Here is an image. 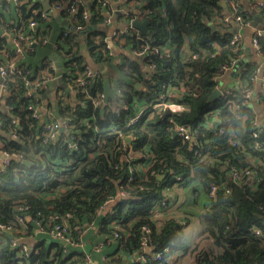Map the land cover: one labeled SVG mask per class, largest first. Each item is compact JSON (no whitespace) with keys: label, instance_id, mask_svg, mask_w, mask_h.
<instances>
[{"label":"trees","instance_id":"16d2710c","mask_svg":"<svg viewBox=\"0 0 264 264\" xmlns=\"http://www.w3.org/2000/svg\"><path fill=\"white\" fill-rule=\"evenodd\" d=\"M235 1L238 11L232 0H50L77 8L74 26H98L87 35L74 28L56 36L54 20L39 12L42 1L0 2V66L11 59L17 66L16 73L0 74L5 83L0 152L11 155L7 168L0 166V223L13 226L0 230V264H89L88 254L101 264H166L183 248L186 224L154 215L160 213L166 187L195 181L210 197L202 216L204 232L223 248L219 255L202 252L195 264H264V125L258 123L254 101L244 97L251 90L264 107L263 88L255 92L258 65L243 63L235 73L237 84L225 86L231 92L210 101L227 74L224 68L244 54L243 41L232 43L236 28L264 16V8L256 6L259 0ZM116 7L131 12L127 20L148 19L149 32L129 28L109 47L107 38L118 31L103 28L105 12ZM21 35L31 41L23 40L19 53L15 39ZM254 39L264 58V32L254 33ZM116 47L142 53V64L155 67L145 73L138 61L123 60L116 65L117 75L102 74L104 64L113 66ZM156 47L170 51L147 54ZM89 65L99 73L82 87L77 80ZM57 76L73 88L74 102L66 100V88L59 84L53 96L44 97L47 82ZM162 101L185 108L164 117L163 108L155 107ZM144 106L139 121L129 125ZM66 119L68 124L49 137L46 125ZM180 125L195 139L175 134ZM234 170L241 174L238 180ZM246 170L251 176L242 173ZM111 199L116 204L104 213ZM18 217L25 223L19 224ZM64 223L70 241L52 232ZM20 237L28 252L12 245Z\"/></svg>","mask_w":264,"mask_h":264},{"label":"crops","instance_id":"0c3cea01","mask_svg":"<svg viewBox=\"0 0 264 264\" xmlns=\"http://www.w3.org/2000/svg\"><path fill=\"white\" fill-rule=\"evenodd\" d=\"M2 1L3 0H1L0 2ZM34 1L41 2L42 0H33V2ZM65 4H68V3H65ZM140 4L133 7V12L135 10H137V12L140 11V9L142 8ZM118 8L119 7H116L115 10ZM117 14L118 12L116 11L111 12L107 10L105 12L106 17L109 16L110 21H111L110 23L103 24V28L107 30V33L113 34L114 32L117 31L118 27L121 24H123V20L122 19L119 20V16H117ZM61 16L63 19H68L70 15H66V14L64 15L62 13ZM51 18H50L51 20H54L53 22L56 27V29H54L53 31V34L56 36L61 31V29H65V28L63 27L62 20L59 21L56 19V17H53V16ZM255 21L259 25H262L264 23V16L260 20L255 19L249 26L241 27L240 32L242 33V36H243V43H244V48H245V51H244V54L241 60L242 59L245 60L246 63H249V62L256 63L259 67V70H262L264 74V58L261 57L257 53L256 48L253 45V36L255 33V29H256L254 26ZM115 23L117 24L114 25ZM4 35L8 39H11V34L9 32H5ZM52 40L54 41V37L52 38ZM51 48L52 46L49 47V50H51ZM82 50H83V54L88 57L89 62L92 63V60L89 57V52L85 44L82 45ZM185 52L186 53L190 52V49L188 46L185 48ZM54 53L53 55L56 56V54ZM113 56H114L113 64H112L113 66L104 64V66H102V68L100 69L102 74L109 75V76L117 75L118 72L116 69V65L121 64L123 60H135V61L145 60L144 57L137 55L135 51L129 48L121 49L119 47H116L115 50L113 51ZM140 65L142 66V70L145 73H148L147 64L143 62V64H140ZM60 70L62 74L65 71L63 68H61ZM232 70L233 69H231L229 72H227V74H225L224 79H222L220 83V86H219L220 88H224L225 86H234L237 84V81H238L237 77L235 74L232 73ZM114 84L115 83L112 82L111 85L114 87ZM255 84H256L255 92L257 94L258 92H261L263 88L260 75L259 77H257ZM69 87L71 89L69 92L68 91L66 92V100L74 102L75 92L71 86ZM48 88H50V86H48ZM119 93L120 92L118 90V94ZM51 96L53 95L49 94V97ZM253 101H254L253 106L257 112V120L259 124L264 125V107L256 103L255 100ZM163 193H164L165 199H164L163 205L160 207V216L162 217L161 220L165 222V220L167 219H176L186 224L183 230L184 246L183 248L171 253L166 264H195L198 256L202 252H205V251L211 252L214 255L221 254L223 252L222 246L217 245L214 238L211 237L208 233L204 232V229H203L202 216L208 210L209 204H210V197L208 193L204 190L203 186L199 182H196V181L188 185L181 184V183H175V184H171L168 187H166ZM115 204H116V200L109 202L105 206V208H103V212L107 213L111 211L114 208ZM93 227L94 226H92L91 228ZM145 249L147 251H151L149 247ZM126 257L127 256H125V259ZM100 260H101V256H100ZM93 261L97 262L98 264H101V262H103L102 260L99 261V260H94V259Z\"/></svg>","mask_w":264,"mask_h":264},{"label":"built area","instance_id":"2783aa9c","mask_svg":"<svg viewBox=\"0 0 264 264\" xmlns=\"http://www.w3.org/2000/svg\"><path fill=\"white\" fill-rule=\"evenodd\" d=\"M256 6L257 7H260V8H264V0H259L257 2ZM232 7H233L234 11H238V6H237V3H236L235 0H232ZM50 10H60L61 12H63V10H66V11H68V12L71 13L70 15L74 14L73 15V19H74L76 13H77V8L74 5L73 6H69L68 4H64L62 6H57V5H51L50 4V7H49V10L48 11H46V10H44L42 8L39 12L42 13L43 16L50 17V14H49V11ZM114 11L121 12V16H119L123 20V24H121V25H124L125 26V24L128 23L129 26H126L124 29L117 30L118 32L115 33V37H111V36L108 37L107 38V41H108L109 44H110V41H114L115 39L118 38V36H116V35H118V33H120V34L121 33H124L129 28H133L131 26V22L133 21V19L127 20V18L131 15V12L130 11H128V10H120V9L119 10L118 9L115 10L114 9L112 12H114ZM86 17H87V14H86ZM227 19H228V17H227ZM237 19L238 20H242L241 16H238ZM110 22H111L110 21V17L108 16L107 19H106V21H105V23L107 24V23H110ZM249 25H251V22H246V24L244 26H249ZM31 26H34L35 27L36 26V23L34 21H31ZM240 27H243V26H240ZM83 28H85V26H82V25L75 26V30H77V31H79V30H81ZM255 31L257 33H263L264 32V25H262L259 28H256ZM23 40L31 41V37H27V36H22L21 35L19 38L15 39V43H16V46H17V52H19V53L22 52L21 42ZM242 41H243L242 33L241 32H235L234 33V36L232 38V43L233 44H236V43H239V42L241 43ZM44 42H47V39H45ZM253 45L255 46L256 49H259V44L257 42V39H254L253 40ZM109 47H111V45H109ZM161 51H164L165 53H168L170 51V48L165 47L163 49H160V48H157L156 47L153 51H150L147 54L148 55L149 54H161L162 53ZM135 53L137 55H139V56H142V53H138L137 51H135ZM142 57H144V56H142ZM236 64H237V61H233L232 66H231L232 69H233V67ZM147 66L149 68H151V70L155 67V65H147ZM231 67H228V66L225 67L224 70H223V72H225V73L229 72L231 70L230 69ZM19 71L20 70H18V72ZM9 72H14V73L17 72V66H16V63H15V60H13V59L7 60L6 63H4V64H2L0 66V74H1V76L6 77L9 74ZM98 73H99V70L98 69H96V68L92 67L91 65H89L85 69L84 76H81L77 80V82H78V84L80 86L85 87L89 83V79L88 78L89 77H94ZM262 74H263L262 70H259L258 69V75H257V77H259V75H260L261 82H262V85H263V91H264V74L263 75ZM57 77H59V76H57ZM57 77H55V78L57 79ZM49 82L50 81L47 82V86H48V83ZM28 84H30V83L28 82ZM36 85L37 86H41L40 83H36ZM218 88H220V87H218ZM4 89H5V83L2 82V83H0V93ZM61 89L62 88L59 87L57 89V91L59 92V90L61 91ZM220 90L222 92V94H221L222 96L231 92V90L229 89V87H227V88L226 87L220 88ZM163 97L164 96H162V98ZM244 97H245V102H247V103L251 102L252 100L257 101L258 98H259V96L258 95H254L253 94V91H251V90H247L245 92V94H244ZM155 107L163 108V110L165 112H166V110H170L171 113L180 112V111L184 110V108H185L181 103H177V102H167V101H162L161 103L156 104ZM146 109H147V106L141 107L140 110H139V112H138V114L136 116H134L130 120L129 125H132V124L137 123L139 121L141 115L143 114V112ZM34 113H35L36 116L39 115V109L38 108H35L34 109ZM68 122H69V120L66 119V120H63L61 122L53 121V122L47 124L46 125V130H47L48 136L49 137H54L59 132L60 127L62 125H67ZM177 133L180 134L186 140H188V139L194 140L195 139V137H193V135L191 134L189 128L186 127V126H184V125H180V126L177 127ZM257 135H258V132L256 131L254 133V136H257ZM10 159H11V155L9 153H7L5 151H1L0 152V166H1V169L2 170H5L7 168V166L10 164ZM242 173L245 176H247V175L251 176V171L250 170H246V171H244ZM240 177H241L240 172H238L237 170H234V179L235 180H238ZM217 189H218L217 186H214L213 189L211 190L210 195L212 197H215L216 196ZM124 195H125L124 192H120L119 193V196L120 197L121 196H124ZM111 201H114V199L109 200L105 204V206L109 202H111ZM105 206H104V208H105ZM159 217H160V213L157 212L154 215V218H159ZM24 221L25 220H24L23 217H18V221L17 222L19 224H24L25 223ZM12 229H13V226L12 225H7V224L0 223V230H2V231H9V230H12ZM68 229H69V226L66 223H64V224H57L55 226V228L53 229L52 232H53V234H54L55 237L60 238V239H63V240H66V241H70V239L66 236V233H67ZM145 230L146 231H149V228L148 227H145ZM256 233L257 234H260V230L256 229ZM22 240H23L22 237H20V238H13L11 240V243H12V245L14 247H16V246H22L23 250L25 252H28L29 247H28L27 244H23ZM82 240H83L82 237H80L79 238V242H81ZM147 247H148L147 240L145 239V248H147ZM156 257L158 259H161L162 258V255L161 254H158ZM87 261L89 262V264H98L97 262H94L93 261V258L89 254L87 255ZM167 261H168V259H167ZM111 264H115V263H111Z\"/></svg>","mask_w":264,"mask_h":264},{"label":"water","instance_id":"95a60500","mask_svg":"<svg viewBox=\"0 0 264 264\" xmlns=\"http://www.w3.org/2000/svg\"><path fill=\"white\" fill-rule=\"evenodd\" d=\"M220 3L223 6H225V7L227 6L226 1H221ZM42 4H43V9L46 10V11H48L49 10V7H50V0H42ZM140 5H141V7L143 6V4H140ZM133 13L134 14H137L138 12H137V10H135ZM49 14H50L51 17L52 16L53 17H56V19L59 20V21L62 20V24H63V27L65 29H67V30H73L75 28L73 22L71 21V20H73V15L74 14L70 15L68 19H63L62 18V16H61L62 12L60 10H50L49 11ZM117 16H121V12H118ZM149 23H150V21L148 19L140 20L138 18H135L131 22V26L134 29L138 30V31H141L143 33H147V32H149ZM116 24L117 23H115L114 25H116ZM126 26H129V24L126 23L125 26L124 25H120L117 30L124 29ZM254 26H255V28H258V27H261L262 25L259 26L258 23H255ZM212 27H214V25H212ZM96 29H98V26H96V25H88L85 28L79 30V32L81 34L86 35L89 32H91L93 30H96ZM240 30H241V27L238 26L236 28L235 32H240ZM110 45H111L112 48L114 47L113 41H110ZM138 62L140 64H142V60H139ZM243 63H245V60H243V59L240 60L239 62H237V64L233 67L232 73L235 74L236 71H237V69L239 68V66H241ZM147 69H148V72L151 71V68L148 67ZM58 84L60 86L65 87L66 88V92L67 91L69 92L70 89H71L68 85H66L63 82V78L62 77H59V78H57L55 80H52V81H50L48 83V86H50V88H48V90L44 93V97H49V94L50 95H53V91H54V89L56 88V86ZM140 85H141L140 83H137L136 84V87L138 88V87H140ZM221 94H222L221 90L219 88H217L216 90H214L213 94L211 95L210 101H214V100L218 99L221 96ZM170 115H171V111L170 110H166V112L164 113L163 116L164 117H168ZM175 134H177V132H175ZM126 141L128 143L132 142V137H127L126 138ZM26 163H29V162L26 161ZM160 178H164V175H161ZM28 219H30V218H28Z\"/></svg>","mask_w":264,"mask_h":264}]
</instances>
